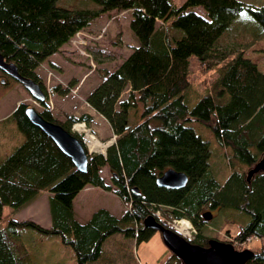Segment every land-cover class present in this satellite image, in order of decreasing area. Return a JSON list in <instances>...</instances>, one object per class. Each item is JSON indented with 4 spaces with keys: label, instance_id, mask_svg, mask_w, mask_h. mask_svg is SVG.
<instances>
[{
    "label": "trees",
    "instance_id": "1",
    "mask_svg": "<svg viewBox=\"0 0 264 264\" xmlns=\"http://www.w3.org/2000/svg\"><path fill=\"white\" fill-rule=\"evenodd\" d=\"M80 1L89 7H78ZM195 8H202L206 17ZM111 11L131 12L129 26L138 46L115 71L101 72L103 80L86 103L107 121L115 140L105 155H88L87 171L80 173L27 120L25 104L5 120L14 123L24 141L0 156V222L5 207L21 210L47 191L51 226L14 219L0 226V264H61L60 254H50L53 245L70 249L76 264H99L108 239L118 235L139 246L158 234L144 227L147 217L169 228L154 215L161 208L167 209V218L189 220L197 232L194 244L200 247L210 239L200 228L206 206L219 212L225 225L239 228L237 243L264 240V173L247 182L229 165L224 181L210 172L220 161L252 168L264 156V75L243 57L264 39V6L240 0H186L180 7L172 0H76L70 5L64 0H0V55L45 91L36 70ZM158 21L162 24L157 28ZM191 58L204 72L216 74L192 109ZM17 85L0 71V97ZM52 92L60 93V88ZM124 92L127 97L121 100ZM40 105L45 120L83 144L71 128L82 123L90 127L89 115L60 124L45 103ZM192 123L210 129L215 149L189 127ZM104 167L110 184L101 177ZM170 169L187 176L185 188L157 186ZM87 186L115 195L124 214L116 218L101 209L85 224L76 221L73 202ZM253 253L249 264H264V246ZM159 264L182 263L166 251Z\"/></svg>",
    "mask_w": 264,
    "mask_h": 264
},
{
    "label": "rangeland",
    "instance_id": "2",
    "mask_svg": "<svg viewBox=\"0 0 264 264\" xmlns=\"http://www.w3.org/2000/svg\"><path fill=\"white\" fill-rule=\"evenodd\" d=\"M73 1L76 0H64L67 5L72 4ZM185 1L186 0H172L176 7L182 6ZM240 1L256 8L264 6V0ZM78 7L87 8L89 6L80 1L78 2ZM194 11L197 14L206 17V13L202 8H195ZM130 21L131 12L129 11H111L101 15L98 19L93 21L88 28L74 36L59 50L57 54L50 57L37 69L40 81L47 92V101L45 103L46 109L55 121L64 124L70 117L76 116V118H79L83 113H95L93 109H90L89 105L87 106L86 99L103 80L101 72L115 71L133 52V49L138 46L137 40L130 30ZM161 24L162 23L158 21L156 27L158 28ZM243 57L254 64L258 71L264 75V39L258 41L255 45L249 48L244 53ZM189 74L191 82L189 100H191V103L188 105L189 108L192 109L196 104V97L205 93V90L210 86L216 74L215 71L209 73H207V71L204 72L195 58H191ZM55 87L60 88V93L52 92ZM66 91H68V93H63ZM126 97L127 93L124 92L121 96V100L126 99ZM20 103L25 104L28 108L35 109L39 113L44 112V107L35 103L20 85L15 86L11 91L0 97V120L4 119L0 122V156L2 157L9 155L16 145L18 146V144L24 141V136L17 130L14 123L10 120L5 121L9 115H12L17 108V105ZM96 116L97 123H101V125H98L97 128L93 127V125L90 127L86 126L85 129L88 134L85 133V139L83 134L80 135V132L76 131L80 130V127L78 126H81V124L74 125V130L71 128V133L75 135L77 134L81 139L83 137L82 141L85 144L87 151H89V146L87 144L88 137L92 136L96 141L107 146L110 142L109 139H111V136L113 135L112 131L110 130L111 134L108 129L109 124L107 121L97 114ZM105 126L106 129L104 130ZM189 127L193 128L195 133H197L204 141L210 143L212 150L217 147L215 139L206 125L192 123ZM93 152L94 153L92 154L102 153L98 151ZM104 152L105 150L103 153ZM228 165L231 170L234 169L243 173L245 177L247 176L248 171L253 168L241 166L235 162L223 165L220 161V163H217L210 172L215 174V176L217 174L218 177L223 179L220 181H224L229 175H227V173H229L227 171L229 169ZM102 172L105 182L110 184L111 176L108 170L104 169ZM225 176L226 178H224ZM215 178L219 179L217 176ZM110 198L111 197L103 198L90 196L88 200V211L94 212L99 208L108 209L107 207L109 206L117 209L116 215L119 216L120 212H122L123 215L126 210L125 206H123V204L120 206L118 203L119 201H117V204L115 205L111 202ZM38 200L37 207L35 206V203V205L28 207L18 214L13 209L5 207L0 226L5 227L8 221L15 217L16 219H21L23 221L31 218L32 221L29 220L30 222L38 221L41 224V227L44 228L46 226V219L47 217L49 218L48 201L46 196L42 195ZM207 212L213 213L207 206L202 208L201 214ZM154 215L162 219L167 227L173 228V222L176 220L166 217L168 216L167 209L161 208L155 210ZM213 217L214 218H212L211 221H203L200 224L204 236L220 242L230 243L238 251L250 250L253 252V250L264 246V240L260 239H251L244 244L237 243L234 238L239 231V228L237 226L225 225L221 220L219 212H215ZM190 224L193 226L192 223ZM194 229L196 230V228ZM184 232L186 233V231ZM191 237H193V235H191ZM113 240H108L105 243V256H114L117 253L118 256H122L121 258L128 259L129 264H159L165 251H167L162 243L159 233L155 234L148 242L142 243L139 246H136L133 240ZM60 246L61 245H53L49 249L50 254H55L56 256L60 254V260H63L61 264H76L71 250L61 246L63 249V251H61Z\"/></svg>",
    "mask_w": 264,
    "mask_h": 264
},
{
    "label": "water",
    "instance_id": "3",
    "mask_svg": "<svg viewBox=\"0 0 264 264\" xmlns=\"http://www.w3.org/2000/svg\"><path fill=\"white\" fill-rule=\"evenodd\" d=\"M0 71L17 82L33 101L38 104L46 103L47 95L40 85L20 76L16 66L6 63L1 55ZM25 115L27 120L48 137L56 148L71 161L78 172L85 173L87 171L88 155L90 153H86L83 144L76 137L64 130L59 124L45 120L33 108H28ZM111 144L112 142L108 143L106 148ZM259 173H264V156L248 171L247 182H250L251 178ZM187 183L188 178L185 174L172 169L164 172L156 181L158 187L169 189H183L187 186ZM202 218L205 222H209L213 216L210 212H207L203 213ZM143 224L145 228L160 234L167 251L180 260L182 264H249L254 256V253L250 250L237 251L233 245L216 240H210L207 248L193 245L173 229L165 228L159 224L153 216L147 217Z\"/></svg>",
    "mask_w": 264,
    "mask_h": 264
},
{
    "label": "crops",
    "instance_id": "4",
    "mask_svg": "<svg viewBox=\"0 0 264 264\" xmlns=\"http://www.w3.org/2000/svg\"><path fill=\"white\" fill-rule=\"evenodd\" d=\"M38 72H37V70H36V74H37ZM38 75V74H37ZM89 96V95H88ZM87 96V97H88ZM18 106V105H17ZM87 106H88V104H87ZM91 109V108H90ZM13 114V113H12ZM82 115H89L92 119H93V123L91 124V125H93V127H96L97 128V126L98 125H101V123H97V120H96V114L95 113H92V112H87V113H83ZM81 115V116H82ZM11 115H9V117H10ZM72 116H74V115H72ZM74 117H76V116H74ZM7 118V117H6ZM5 118V119H6ZM4 120V119H3ZM3 120H0V122H2ZM106 129V126H105V128H104V130ZM109 129V131L111 130L110 129V127L108 128ZM110 133H111V131H110ZM112 134V133H111ZM115 139L114 138V135H112L111 136V139H109V141L111 142V140H113V139ZM104 169H107L108 170V168L107 167H104L103 169H102V171L104 170ZM101 171V177L104 179V175H103V172ZM109 172V171H108ZM105 181V180H104ZM104 191H101L100 189H98V188H93V187H90V186H87V187H85L78 195H77V197L74 199V202H73V211H74V215H75V219H76V221H78L80 224H85V223H87L89 220H90V218H91V216L93 215V213H95L96 211H98V210H101V209H103V210H106V211H108L112 216H114V217H116V218H120L121 216H122V212H120V215L118 216V215H116V212H117V209L116 208H111V207H107L108 209H104V208H99V209H97L96 211H94V212H91V211H88V206H89V197L90 196H97V197H111L110 199H111V202H113L115 205L117 204V201H119L118 203L120 204V206H122V203L120 202V200L115 196V195H113V194H111V193H107V192H104ZM41 195L42 196H46V199H47V201H48V210H49V197H50V194L47 192V191H43L34 201H32L31 203H29L28 205H26L25 207H23L21 210H18V211H15V212H17V214L19 213V212H22V211H24L25 209H27L28 207H31L32 205H35V203H36V207H37V205H38V199H40V197H41ZM38 200V201H37ZM37 201V202H36ZM44 201H45V199H44ZM119 206V207H120ZM40 212V211H39ZM92 213V214H91ZM14 218V220H16V221H19V222H21V221H23V220H21V219H16L15 217H13ZM12 218V219H13ZM29 220H31L32 221V219L30 218V219H28V220H24V221H29ZM34 223H38V225L40 224L38 221H35ZM40 226H41V224H40ZM50 226H51V217H50V211H49V218L47 217V219H46V226L44 227V228H50ZM118 237V238H117ZM113 240V241H116V240H119V239H123L122 237H120V236H114V237H112V238H110V239H108V240ZM107 240V241H108ZM106 241V242H107ZM104 247H105V245H104ZM166 252V251H165ZM115 254V253H114ZM122 257V256H121ZM120 256H118V254L116 253L114 256H105V251H104V253H103V256H102V258H101V260L99 261V264H129L128 262H129V260L128 259H125V258H121Z\"/></svg>",
    "mask_w": 264,
    "mask_h": 264
},
{
    "label": "built area",
    "instance_id": "5",
    "mask_svg": "<svg viewBox=\"0 0 264 264\" xmlns=\"http://www.w3.org/2000/svg\"><path fill=\"white\" fill-rule=\"evenodd\" d=\"M78 127H80V130H77V132H80V135L83 134L84 135V139H85V133L88 134V132L85 129V125L82 124L81 126L79 125ZM185 228L186 233L184 231H180V229ZM173 228L184 238L188 239V240H192V238L197 234L196 230L193 228V226H191L190 222L188 220H176L173 222ZM191 235H193V237H191Z\"/></svg>",
    "mask_w": 264,
    "mask_h": 264
},
{
    "label": "bare ground",
    "instance_id": "6",
    "mask_svg": "<svg viewBox=\"0 0 264 264\" xmlns=\"http://www.w3.org/2000/svg\"><path fill=\"white\" fill-rule=\"evenodd\" d=\"M87 144L89 145V148H90V150H92V152L93 151L103 152L106 149V146H104L100 142L96 141L93 137L87 138ZM180 231H186V230L183 227L182 229H180Z\"/></svg>",
    "mask_w": 264,
    "mask_h": 264
},
{
    "label": "flooded vegetation",
    "instance_id": "7",
    "mask_svg": "<svg viewBox=\"0 0 264 264\" xmlns=\"http://www.w3.org/2000/svg\"><path fill=\"white\" fill-rule=\"evenodd\" d=\"M44 91V90H43ZM44 93L47 95V92L46 91H44ZM211 212H213V213H211L212 214V216H214V214H215V211H211ZM214 218V217H213ZM195 237H196V235H195ZM195 237L193 238V240H191L190 241V243H192L193 245H197V244H194V241H195ZM210 240H214V239H209L208 241H207V246L205 247V248H207L208 247V243H209V241ZM216 241H218V240H216ZM220 242V241H219ZM223 243H225V242H223ZM228 244H230V243H228ZM232 245V244H231ZM197 246H199V245H197ZM202 247V246H201ZM234 247V246H233ZM235 249V248H234ZM236 250V249H235ZM238 251V250H237Z\"/></svg>",
    "mask_w": 264,
    "mask_h": 264
}]
</instances>
